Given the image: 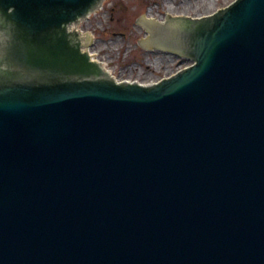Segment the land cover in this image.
<instances>
[{
	"label": "water",
	"instance_id": "obj_1",
	"mask_svg": "<svg viewBox=\"0 0 264 264\" xmlns=\"http://www.w3.org/2000/svg\"><path fill=\"white\" fill-rule=\"evenodd\" d=\"M101 2L0 0V264H264V0L139 15L194 60L149 85L71 29Z\"/></svg>",
	"mask_w": 264,
	"mask_h": 264
},
{
	"label": "rangeland",
	"instance_id": "obj_2",
	"mask_svg": "<svg viewBox=\"0 0 264 264\" xmlns=\"http://www.w3.org/2000/svg\"><path fill=\"white\" fill-rule=\"evenodd\" d=\"M234 0H107L102 9L82 22L92 32L94 56L119 80L148 84L167 77L190 62L155 49L144 50L137 41L148 34L136 23L139 15L165 22L167 15L203 17Z\"/></svg>",
	"mask_w": 264,
	"mask_h": 264
},
{
	"label": "flooded vegetation",
	"instance_id": "obj_3",
	"mask_svg": "<svg viewBox=\"0 0 264 264\" xmlns=\"http://www.w3.org/2000/svg\"><path fill=\"white\" fill-rule=\"evenodd\" d=\"M87 19L89 18H85V19H81V21L78 23V27L82 24V22L86 21ZM78 27H76L74 24L71 26V29H77L80 34H81V31H83L81 28L79 29ZM70 29V28H69ZM82 35V34H81ZM83 36V35H82Z\"/></svg>",
	"mask_w": 264,
	"mask_h": 264
},
{
	"label": "bare ground",
	"instance_id": "obj_4",
	"mask_svg": "<svg viewBox=\"0 0 264 264\" xmlns=\"http://www.w3.org/2000/svg\"><path fill=\"white\" fill-rule=\"evenodd\" d=\"M157 22V24H159V25H162L163 23L162 22H158V21H156Z\"/></svg>",
	"mask_w": 264,
	"mask_h": 264
}]
</instances>
